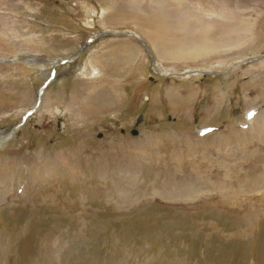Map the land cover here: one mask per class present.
Masks as SVG:
<instances>
[{"label":"rangeland","instance_id":"374dc122","mask_svg":"<svg viewBox=\"0 0 264 264\" xmlns=\"http://www.w3.org/2000/svg\"><path fill=\"white\" fill-rule=\"evenodd\" d=\"M105 29L164 75L52 64ZM262 54L264 0H0V264H264Z\"/></svg>","mask_w":264,"mask_h":264},{"label":"water","instance_id":"95a60500","mask_svg":"<svg viewBox=\"0 0 264 264\" xmlns=\"http://www.w3.org/2000/svg\"><path fill=\"white\" fill-rule=\"evenodd\" d=\"M105 36H133L137 42L139 44H141L144 49L145 52L147 53V55L149 56L150 60H151V69L155 68L156 66V60L155 57L151 51V48L149 46V44L144 41L143 39H141L134 31L132 30H109V29H105V30H99L97 32H93L89 35V37L87 39H85L82 44L80 45V48L72 55L67 56V57H63V58H58L56 59V62H63V61H69V60H73L75 59L81 52V50L90 42H92L93 40H95L96 38L99 37H105ZM264 57V54L260 55V56H256V57H248V58H244L238 61H235L232 63V65H237L240 64L242 61L247 60V61H251V60H259L262 59ZM200 73H211L212 71H205V70H201L199 71ZM185 72H181L180 75H183ZM131 134L136 135L137 131L132 130Z\"/></svg>","mask_w":264,"mask_h":264},{"label":"bare ground","instance_id":"6f19581e","mask_svg":"<svg viewBox=\"0 0 264 264\" xmlns=\"http://www.w3.org/2000/svg\"><path fill=\"white\" fill-rule=\"evenodd\" d=\"M136 34H137V33H136ZM137 35H138V34H137ZM138 36H139V35H138ZM29 58H30V57H29ZM11 60H12V59H11ZM155 60H156V59H155ZM12 61H13V60H12ZM71 61H72V60H69V61H63V62H71ZM237 61H238V60H237ZM55 62H56V61L54 60V61L52 62V64H53V65H57L58 63H62V62H57V63L55 64ZM156 65H157V61H156ZM155 70H156V66H155V68L152 69V72L155 73V74L164 75V74H161V73H159V72H156ZM183 72H185L183 75L200 73V72H198V71H190V70H189V71H188V70H185V71H183ZM166 73H167V75H173V74H175L174 72H173V73H170V71H166ZM166 73H165V74H166ZM169 73H170V74H169ZM180 73H181V72H179V73H177V74H175V75H180ZM42 91H43V90H42V88H41V90L39 91V94H41ZM28 112H29V111H27V112H25V113L23 114V116H22V121H24V120L29 116ZM30 113H31V112H30ZM22 121H21V122H22ZM17 129H18V128L15 127V128L13 129L14 131H13V130L11 131V134L14 133L15 131H17ZM8 141H9V136H8V137H7V136H3V137L1 136V139H0V146H2V144H5V142H8ZM3 142H4V143H3Z\"/></svg>","mask_w":264,"mask_h":264}]
</instances>
